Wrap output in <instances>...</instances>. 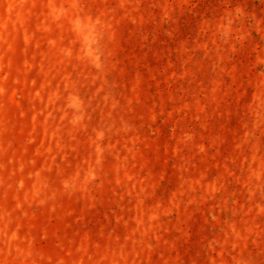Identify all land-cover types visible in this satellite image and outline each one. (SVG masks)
Returning <instances> with one entry per match:
<instances>
[{"label": "rangeland", "instance_id": "rangeland-1", "mask_svg": "<svg viewBox=\"0 0 264 264\" xmlns=\"http://www.w3.org/2000/svg\"><path fill=\"white\" fill-rule=\"evenodd\" d=\"M0 264H264V0H0Z\"/></svg>", "mask_w": 264, "mask_h": 264}]
</instances>
